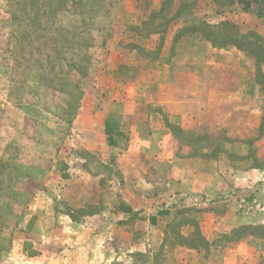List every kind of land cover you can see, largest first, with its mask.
<instances>
[{
	"label": "rangeland",
	"instance_id": "obj_1",
	"mask_svg": "<svg viewBox=\"0 0 264 264\" xmlns=\"http://www.w3.org/2000/svg\"><path fill=\"white\" fill-rule=\"evenodd\" d=\"M242 1L247 8L239 0H0V264L86 261L87 253L54 242L52 212L72 209L87 225L80 216L100 208L89 201L112 198L101 188L120 184V176L96 148L86 150L94 137L84 135L82 113L90 118L98 101L105 110L131 102L140 119L166 82L192 84L194 68L228 94L195 128L173 124L175 134L199 154L202 169L216 162L232 190L183 196L172 218L152 227V239L143 237L151 228L144 221L131 234L122 224L119 250L108 256L111 264H239L243 257L264 264V241L248 230L233 234L242 224L233 226L230 208L218 202L233 200L240 216L238 197L264 202V0ZM170 67L182 68L177 75ZM131 126L145 131L144 123ZM242 172L253 178L248 186L240 185ZM148 174L153 190L132 189L159 197L163 209V173ZM207 212L226 216L208 228ZM251 215L259 224L243 225H264V212Z\"/></svg>",
	"mask_w": 264,
	"mask_h": 264
},
{
	"label": "crops",
	"instance_id": "obj_2",
	"mask_svg": "<svg viewBox=\"0 0 264 264\" xmlns=\"http://www.w3.org/2000/svg\"><path fill=\"white\" fill-rule=\"evenodd\" d=\"M161 7L162 5H160L159 10ZM175 41L179 43V39H173V42ZM196 42L201 41L197 40ZM206 43L209 44L208 41ZM180 55L182 57V54ZM170 68L178 75L179 72L177 71L182 67ZM194 69L192 84L178 78L172 83L166 82L161 90L155 91L159 97V101H152L155 105L152 104L151 106H155V109L147 110L140 119H135L138 113L135 110L137 103L134 105L131 102H129L128 107L122 109L123 104L115 101L112 102L113 109L105 110V105L103 103L99 104L98 101L94 108V115L89 118V116L85 117L82 113L81 120L85 125L83 129L86 130L84 135L88 139L89 136L94 137V144L91 147H89L90 143L86 142V150L90 151V148H96L97 157L102 162L106 159L110 161L112 163L110 165L118 169L120 184L111 183V181L104 183L101 190H113L114 196L109 199L97 196L94 200L89 201L93 204H99L100 208L80 216V221L82 222L85 219L87 225L82 226L76 222L78 218L73 214L72 209L52 212V219L56 222V227L52 228L54 242L58 243L60 249L63 247L65 251L73 247L74 251L83 253L84 257L88 254L86 261L81 264H111L114 255H108L109 253L115 254L119 250L122 224L124 225L123 229L128 230L131 234V232H134L130 230L131 225L136 226L139 222L144 221L151 228L150 231L144 232L143 237L147 238L146 240L152 239L153 235L150 233L154 230L152 227L158 226L162 220H170L173 216L172 210L185 203L182 199L183 196L204 194L212 199L217 195L223 196L226 192L232 190V181L230 183L226 182L217 173L216 162L209 163L206 161L208 162L207 168L202 169L199 154H195V151L188 144L180 141V138L175 134L173 124L184 130L189 127L190 129L195 128L197 124L204 122L206 117L209 119V109L215 107L218 109L222 104L223 97L228 94L224 88L208 85L207 82L201 79V69ZM167 71L169 70L167 69ZM173 71L171 72L175 73ZM183 73L182 71L179 77ZM205 96L208 97L207 100H204ZM213 98H216L215 101ZM123 102L125 104V100ZM161 106L166 107V114L157 109ZM110 112L112 114H109ZM172 114H174V118ZM107 120H112L116 124L112 132L105 131ZM126 122H132V124L144 123L145 131L139 133L132 126L127 128ZM99 154L101 157H99ZM222 168L220 165V172ZM225 170H227V167L223 169L224 175L227 173ZM149 171L151 174L155 172L163 173V186L160 188L162 189L161 200L164 202L163 209H160L158 205V202H160L159 197L153 198L151 192L147 193L145 191V195L140 198L132 189L144 184L148 190H153V180L148 179ZM239 175L241 186H248L253 182L249 172H242ZM100 177L101 175L98 174L97 179ZM132 182H135L136 185L131 184ZM172 195L181 198L176 197L173 199ZM218 202L230 208L226 211V214L228 217L234 218L235 223L233 226L254 222L259 224L257 220L253 221V217L256 218L251 214L233 215L231 211L233 200L223 199ZM218 202H215L214 205ZM207 213L205 217L210 220L208 228L216 225L215 219L217 221L218 218L224 220L226 216L224 214L223 217H219L215 213ZM258 240L264 241V237H260ZM92 245L96 246L92 247ZM69 246L70 248H68ZM249 248L248 252H259L260 250L257 247ZM91 252H103L104 254L98 258L89 257ZM240 256H243V254L241 253ZM248 256L252 257L251 255ZM249 263L250 259L246 257L239 261V264Z\"/></svg>",
	"mask_w": 264,
	"mask_h": 264
},
{
	"label": "built area",
	"instance_id": "obj_3",
	"mask_svg": "<svg viewBox=\"0 0 264 264\" xmlns=\"http://www.w3.org/2000/svg\"><path fill=\"white\" fill-rule=\"evenodd\" d=\"M236 203H237V211L242 215L252 214L255 212H258V213L264 212V202L259 200L256 197H253L250 199H247L244 197H238Z\"/></svg>",
	"mask_w": 264,
	"mask_h": 264
},
{
	"label": "trees",
	"instance_id": "obj_4",
	"mask_svg": "<svg viewBox=\"0 0 264 264\" xmlns=\"http://www.w3.org/2000/svg\"><path fill=\"white\" fill-rule=\"evenodd\" d=\"M239 2H242L244 4V8H247L248 2L239 0ZM162 9V7H161ZM160 9V10H161ZM115 123L112 120H107L105 124V131L106 132H112V130L115 128ZM215 151H213V154ZM244 230H248L247 232L249 234H254L258 237H264V225H241L239 227H236L233 229V234L240 233Z\"/></svg>",
	"mask_w": 264,
	"mask_h": 264
}]
</instances>
